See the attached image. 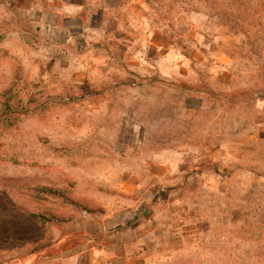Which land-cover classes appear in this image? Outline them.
<instances>
[{
  "label": "rangeland",
  "instance_id": "374dc122",
  "mask_svg": "<svg viewBox=\"0 0 264 264\" xmlns=\"http://www.w3.org/2000/svg\"><path fill=\"white\" fill-rule=\"evenodd\" d=\"M0 264H264V0H0Z\"/></svg>",
  "mask_w": 264,
  "mask_h": 264
},
{
  "label": "trees",
  "instance_id": "16d2710c",
  "mask_svg": "<svg viewBox=\"0 0 264 264\" xmlns=\"http://www.w3.org/2000/svg\"><path fill=\"white\" fill-rule=\"evenodd\" d=\"M3 120H7V119L4 118ZM94 239L95 238L93 237V235L88 234L87 232L74 233L67 240L66 239L63 240V242L65 243H63L62 246H66L68 249H70L77 245H91Z\"/></svg>",
  "mask_w": 264,
  "mask_h": 264
}]
</instances>
